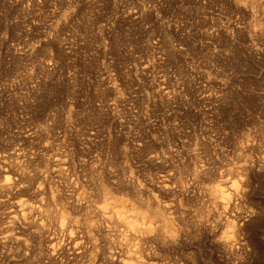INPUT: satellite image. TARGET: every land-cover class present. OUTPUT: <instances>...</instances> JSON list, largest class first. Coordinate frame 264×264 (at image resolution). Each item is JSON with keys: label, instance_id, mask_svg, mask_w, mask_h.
I'll return each mask as SVG.
<instances>
[{"label": "rangeland", "instance_id": "obj_1", "mask_svg": "<svg viewBox=\"0 0 264 264\" xmlns=\"http://www.w3.org/2000/svg\"><path fill=\"white\" fill-rule=\"evenodd\" d=\"M129 254L264 264L258 0H0V264Z\"/></svg>", "mask_w": 264, "mask_h": 264}, {"label": "bare ground", "instance_id": "obj_2", "mask_svg": "<svg viewBox=\"0 0 264 264\" xmlns=\"http://www.w3.org/2000/svg\"><path fill=\"white\" fill-rule=\"evenodd\" d=\"M259 23H260V22H258V24H259ZM232 186H233V185H232ZM217 187H218V186H217ZM236 187H237V186H236ZM218 188H219V187H218ZM212 189H213V188H212ZM212 189H211V191H213V192L216 191V187H215V190H212ZM220 189H221V188H220ZM233 189L235 190L234 187H233ZM221 190H223V189H221ZM218 191H219V190H218ZM218 191H217V192H218ZM217 192H216V193H217ZM219 192H220V191H219ZM221 192H222V191H221ZM223 192H225V191L223 190ZM235 193H236V192H235ZM214 194H215V193H214ZM219 194H220V193H218L217 196H219ZM237 194H238V193H237ZM213 196H214V195H213ZM224 196H225V195H224ZM230 196H231V195H230ZM220 197H221V196H220ZM220 197H219V198H220ZM222 197H223V196H222ZM222 197H221V198H222ZM107 198H108V197H107ZM214 198H217V197H214ZM221 198H220V199H221ZM223 198H224V199H221V201H220L219 203L217 202V200L215 201V203L217 202L218 205L223 204L222 207L224 208V207H227V205H228V203H229V201H230V198H226V196L223 197ZM212 199H213V197H212ZM217 199H218V198H217ZM231 199H232V198H231ZM214 200H215V199H214ZM106 202H107L106 204H107L109 207H113V208H115L116 206H118V205H120V204L123 203L121 200H118L117 203H116V202H113V201H106ZM119 202H120V203H119ZM20 203H21V202H20ZM220 203H221V204H220ZM23 204H24V203H23ZM23 204H22V206H23ZM106 204H105V208H104V206H102V209H101L102 211H105V209L107 208V205H106ZM103 208H104V209H103ZM135 208H136V207H135ZM135 208H134L133 210H135ZM139 209H140V208H139ZM139 209L135 210L136 213H137V212L140 213L139 215H141V216L144 218V217L146 216V213H145L146 210H145V211H140ZM126 210H127V209H126ZM142 210H143V209H142ZM213 210H214V209H213ZM131 211H132V210H131ZM135 211H134V212H135ZM118 212H119V211H118ZM118 212H116L115 215H117ZM138 213H137V214H138ZM101 214H102V215H108V216L111 215V214H106L105 212H101ZM128 214H129V213H128ZM128 214H127V215H128ZM132 214H133V212H132L130 215L132 216V218H134L135 215L133 216ZM134 214H135V213H134ZM137 214H136V215H137ZM149 214H150V213H149ZM112 215H113V211H112ZM112 215H111V216H112ZM125 215H126V214H125ZM127 215H126V216H127ZM111 216H109V217L111 218ZM131 216H130V217H131ZM137 216H138V215H137ZM206 216H207V215H206ZM122 217H123V216H122ZM61 218L63 219V216H61ZM64 218H65V217H64ZM138 218H139V216H138ZM130 219H131V218H130ZM144 219H145V218H144ZM144 219H143V220H144ZM206 219H207V218H206ZM64 220H65V219H64ZM134 220L137 221V219H134ZM140 221H141V220H140ZM149 221H150V219H149ZM149 221L147 220L148 223H146V224H145V223H142L143 221H141L140 223L145 224V225H144V226L142 225V226H141L140 228H138L137 230H139V229H140V231H142V229H143L144 231H148V230H150V229H151V225H152L153 223L150 225L149 223H150L152 220H151L150 222H149ZM160 221H161V220H160ZM138 222H139V221H138ZM145 222H146V221H145ZM154 222H155V221H154ZM166 222H167V221H166ZM140 223H139V224H140ZM125 225H126V224H125ZM156 225H157V224H156ZM163 225H164V224H163ZM161 227H162L163 229L167 228L165 225H164L165 228H164L163 226H161ZM161 227H160V228H161ZM141 228H142V229H141ZM160 228H159V229H160ZM162 228H161V229H162ZM132 229H134V228H132ZM161 229H160V230H161ZM135 230H136V229H135ZM137 230H136V231H137ZM132 231H133V230H132ZM140 231H139V232H140ZM162 231H163V230H162ZM162 231H161V232H162ZM167 231H168V230H167ZM169 231H170V229H169ZM139 232H138V234H139ZM142 232H143V231H142ZM164 232H165V231H164ZM134 233H135V232H134ZM144 233H146V232H143V233H142V236H145ZM158 233H159V232H158ZM131 234H132V233H131ZM146 234H148V233H146ZM224 234H225V233H224ZM136 235H137V234H136ZM139 235H141V234H139ZM226 235H227V234H226ZM142 236H141V237H142ZM227 236H228V235H227ZM138 237H139V236H138ZM138 237H136L137 239H135V238H134V239L140 242L141 239H139ZM171 237H172V236H171ZM171 237H170V238H171ZM224 237H225V236H224ZM125 238H126V237H125ZM125 238H124V239H125ZM127 238H128V237H127ZM149 238H150V237H149ZM162 238H163V237H162ZM170 238H169V239H170ZM124 239H123V240H124ZM131 239H132V238H131ZM134 239H133V240H134ZM138 239H139V240H138ZM142 239H143V238H142ZM163 239H164V238H163ZM227 239H228V238H227ZM128 240H129V239H128ZM228 240H229V239H228ZM228 240H227V241H228ZM126 241H127V240H126ZM137 241H136V243H137ZM164 241H165V240H164ZM223 241H224V240H223ZM225 241H226V240H225ZM162 242H163V241H162ZM176 242H178V241H176ZM221 242H222V241H221ZM136 243H135V244H136ZM178 243H179V242H178ZM135 244H134V245H135ZM137 244H138V243H137ZM150 244H151V243H150ZM164 244H165V243H164ZM126 245H127V244H126ZM130 245H131V244H130ZM178 245H179V244H178ZM132 246H133V245H132ZM148 246H149V245H148ZM135 248H136V247H135ZM126 249H127V248H126ZM129 249H131V248L129 247ZM133 249H134V248H133ZM146 249H147V247H146ZM152 249H153V248H152ZM224 249H225V248H224ZM153 250H154V249H153ZM134 251H135V252H132V254H133V253H134V254L136 253V250H134ZM137 251H138V250H137ZM138 253H139V252H138ZM144 253H145V252H144ZM132 254H129V255H130V258H129V259H130V260L126 261V264H137V258H136V256H135L136 259H135L134 257H131ZM134 254H133V255H134ZM146 254H147V253H146ZM133 255H132V256H133ZM138 256H140V255H137V257H138ZM138 258H139V257H138ZM142 259H143V258H142ZM124 260H125V258H124ZM135 260H136V261H135ZM140 260H141V259H140ZM122 261H123V260H122ZM122 261H121V262H122ZM144 262H145V260H144ZM150 263H151V262H149V264H150ZM143 264H144V263H143Z\"/></svg>", "mask_w": 264, "mask_h": 264}, {"label": "snow or ice", "instance_id": "obj_3", "mask_svg": "<svg viewBox=\"0 0 264 264\" xmlns=\"http://www.w3.org/2000/svg\"><path fill=\"white\" fill-rule=\"evenodd\" d=\"M238 3H244L245 6H248V4L252 2H256V0H237ZM259 3L264 4V0H258Z\"/></svg>", "mask_w": 264, "mask_h": 264}]
</instances>
